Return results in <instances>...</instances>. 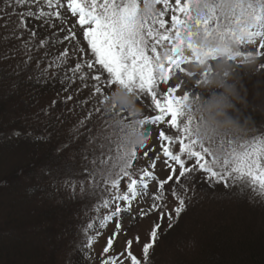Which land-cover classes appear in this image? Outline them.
<instances>
[{
  "label": "snow or ice",
  "instance_id": "snow-or-ice-1",
  "mask_svg": "<svg viewBox=\"0 0 264 264\" xmlns=\"http://www.w3.org/2000/svg\"><path fill=\"white\" fill-rule=\"evenodd\" d=\"M149 3L155 10L142 16L141 10ZM0 4V20L17 17L15 28L4 39H21L25 30L29 32L28 40L21 45L27 57L23 61L25 70L36 73L38 82L55 78L61 70V83H71L79 76L87 88L91 80L90 98L99 97L80 122L84 126L90 121L87 147L81 152V159L87 163L77 169L64 162L65 171L80 177V191H87L94 201L95 215L83 227L80 245L89 258L93 244L114 223L100 264H150V250L159 239L162 222L171 228L173 219L185 210L189 185L197 174L210 185L238 186L241 192L251 189L264 197V130L252 129L251 136L224 133L207 142L195 134L203 122V116H197L200 91L195 90L213 75V62L220 58L221 47L235 69L251 65L254 71L264 70V60L260 59L264 58V0H232L229 11L221 7L222 0H0ZM69 13L78 19L63 38L53 32L55 39L40 38L35 50L75 41L72 50L80 59L74 67L67 66V48L51 59L48 51L34 55L30 45L38 32L30 28L29 18L41 20V27L54 28L52 18L66 22ZM2 26L8 27L7 22ZM77 27L87 42L84 47L77 40ZM60 31L65 29L61 27ZM201 40L215 42V46H202ZM89 50L91 54L84 59ZM34 59L35 68H30ZM193 67L203 70L193 71ZM178 73L190 78L191 85ZM116 88H124L150 108V113H137L138 123L134 124L133 114L113 103L109 114L105 105ZM149 97L150 105L144 104ZM66 99L71 101L73 97L68 95ZM161 122L169 126L159 131L169 170L164 179L154 172L156 163L151 158L147 166L134 165L140 157L131 140L135 136V143L143 144L149 135L146 126ZM143 156L148 157V152ZM156 159H160L159 154ZM76 183L72 182L73 189ZM153 183L156 191L149 193ZM145 196L152 201L150 206L138 208L133 219L143 220L153 214L155 219L149 240L142 244V257L131 251L134 243H140L138 235L126 241V248L118 256L107 255L114 239L122 234L123 215H131L134 203L138 205Z\"/></svg>",
  "mask_w": 264,
  "mask_h": 264
},
{
  "label": "rangeland",
  "instance_id": "rangeland-1",
  "mask_svg": "<svg viewBox=\"0 0 264 264\" xmlns=\"http://www.w3.org/2000/svg\"><path fill=\"white\" fill-rule=\"evenodd\" d=\"M0 6H2V4H0ZM160 8H162V5L157 6V10H160ZM77 19L78 18L71 17L69 13L66 14V22H62L60 20H57L56 18H52V20L55 22L54 28L49 29V27L46 26L47 29L45 30H41V29L40 30L34 29V30H36L38 34H42L41 37L39 38L47 37L49 39H55V36L51 35V33L54 32L56 36H59L62 39L63 36L67 33V29L72 27V25L75 24ZM166 19H170V17H166ZM16 21H17L16 16H12L10 21H8L7 18H5L4 20H0V76L7 75L11 77L14 76V74H16L20 68L25 69L23 61L27 59V57L23 55L24 49L22 48L21 45L23 41L28 40L29 32L25 30L21 39H16V38L4 39V37L10 35L12 29L15 28ZM6 22L8 24V27H3L2 25H4ZM61 27H63L65 31L63 32L60 31ZM76 31H77V40L80 41V46L84 47L87 42L83 40L82 35H80L78 27ZM39 38L37 39L35 38L31 41L30 47L32 48L34 55H43V53L46 50V49H40L39 52H36L35 45L38 44ZM74 43L75 41H65L63 43H57L54 47H51V50L48 52L49 58H51L52 54L54 56H57L60 52H62L65 48H67L69 55V62L67 66L74 67L75 62L78 59H80V57H77L73 53L72 46ZM90 54L91 53L89 50L88 53L83 56V58L87 59V56ZM260 59L264 60V58H260ZM35 64L36 61L34 59L33 62L31 63V67L35 68ZM239 69L240 70L236 71L235 79H236V88L239 93V97L241 98L236 103V110L239 109L238 114L240 115L242 122H246V131L243 135L251 136L253 134V132L251 131L252 129H256L257 131H261L262 129L260 127L259 121H255V119L252 118L249 111H247L248 113L245 115L243 113V109L247 110L248 108H250V111L251 109L252 110L259 109L260 112L263 113L262 116H264V103L260 101L259 99L260 97L258 94V91L264 89V70L254 71L253 73L252 72L253 66L251 65L246 67H241ZM192 70L195 71V68H192ZM59 73L57 74V76L59 75ZM92 74H97V73L93 72ZM106 75L107 74L105 73V76ZM178 75L180 76L181 79L188 80L189 86L191 85L192 81L190 78L186 77L183 74L178 73ZM14 81L15 78L14 80L13 79L0 80V94H2V97H4V93L9 92L10 95V93L13 92ZM87 83L89 84V87L85 88L83 82H81L79 76H77L73 85L75 89L80 90V92H75L71 94V96L73 97L71 101H68L66 99V97L68 96L67 94H62L64 92V89L60 85L53 86L49 90L48 88L50 86L41 87L38 90L33 89L32 87L29 86L22 88L21 96L19 94V96H15L11 100L12 103L10 105V108L13 114L6 113L4 115L3 114L0 115L1 116L0 118H2L0 119L1 120L0 124L3 127V130L5 128L9 130L6 131L8 132L6 133V135L0 134V146L2 147V144L4 143L3 140H7L8 141L7 146L13 147V144L15 145L14 140H16L18 137L16 135H13V133L17 131V128L19 126L28 128V126L32 125L34 129L35 126L36 125L38 126V123H40L39 120H41L39 117L37 118L39 108L43 109L42 111H45L47 113L49 108L54 107L53 101H56L58 105L65 104L64 107H62L61 111L64 108H66L65 112L63 113V116L66 117L67 119L66 122L63 120V122L60 123L59 125L60 132L57 138L62 143L60 142L61 145L59 147L56 146V148L60 150L61 148L65 149L66 148L65 145L68 146V144L71 141L77 139L78 136L82 134L81 132L82 130H84L85 132V127L81 126L80 122L85 119L87 112L91 108L95 99L99 98V97L90 98V94L92 92L91 84L93 82L89 80L87 81ZM33 90H35V92H33ZM195 91H200V89H196ZM31 94L32 97H34L33 100L32 97H30ZM83 100H87L88 103L83 104L82 110L81 112H79L76 109L79 106L78 104L80 103L81 105V101ZM253 102L256 104L254 108L252 107ZM136 103L143 114L150 113L151 111L150 108L144 107L139 101H136ZM150 103H151L150 97L144 99V104L150 105ZM87 123H90V121H87ZM18 133H21V131ZM84 142H87V139H85ZM31 150L32 149L29 147V149L26 151L24 144L18 147V149L14 147V149H8L7 151L0 150L1 152L0 180L4 176L8 175V173L11 172L13 168L17 167V165L19 166L20 164L24 163V161L27 160L25 158L26 154L32 152ZM139 162L141 161L138 160L135 166H140V167L147 166L146 164L139 165L138 164ZM164 167L165 166H163V164H160L158 173L159 171L163 173V171H165ZM41 168L45 170V167H41ZM165 176H166V172L162 179H164ZM73 178H77L75 189L73 190L71 189L73 188L72 183L66 186L65 185L61 186V191L64 192L63 195L64 202L68 206L69 211L74 214L72 220L70 218L71 222L69 223L71 226L65 229L63 228L60 229L61 224H63L61 222L60 224L55 226L54 231L52 230V228L50 229L53 231L52 233L43 234L45 237L49 239L48 244L49 243L52 244L50 251L56 252V256H55L56 264H72V261H74L75 258L77 259L76 255L78 256V254L75 250L77 243L79 241L80 243L83 241L84 233L82 229L89 222V218L95 215V213L92 211V205L94 203L93 199L88 195V193L84 194L80 191V184L78 182L79 181L78 178L80 177L75 176ZM24 180L27 179L22 178L23 185H21L19 189L17 188L15 193L12 191L11 193L4 192L3 194L4 196L0 199V206L5 207V205H8L10 201L13 202L16 199H19L20 196L23 195L22 193L24 190L30 189V187L26 184L27 182H25ZM194 180L196 181L199 180L201 186L205 185L204 181L200 182V179L196 177L193 179V181ZM193 181L189 185V191L187 193V200H186V206L189 204L190 209L185 208L184 211L187 212H185L180 217V223H183L185 221V226L183 231L180 233V231L178 232L176 230H173V233H171L169 229H166L167 223L162 222V232L159 236L157 243L154 245V248L150 250V264H179L178 261L180 259H183L181 263L183 261L184 262L188 261L191 259V255L194 254L196 258L197 255L199 254V250H198L199 247L198 241H200L199 238L201 237V234H203L204 231L207 230V228H210L208 226L210 223L212 224L213 222L215 223L224 222L225 224H230L234 219H237V216L239 217L242 216L245 219V221H247L246 219L254 220L258 224L259 221H261L263 216H261L260 209L253 211V213L248 212L250 205L244 203L247 202V200H249L250 197L261 198L260 195L254 194L251 189H245L243 192H241L240 187L238 186L231 187L230 189L231 195H233L234 198L228 195V193L226 192V188L225 190H223L222 188L215 190L212 187L208 191L203 189V195H202L200 190H198L197 187L194 186ZM199 183L197 185L201 187ZM53 194L54 195L52 197V200L49 201V204L53 205L54 207L55 206L54 204H59V202L63 201V198L61 200L60 199L61 196L58 193H53ZM74 195L75 196L77 195L76 200ZM49 204L47 205L46 208L51 209ZM169 207L171 208L172 204H170ZM144 208L146 209V207ZM3 210L4 209H0V216H1L0 220L5 216ZM129 216L130 215L128 214L123 215L121 222L125 228L122 229V234H120L117 238L114 239L113 248L110 250V252L107 255H112V256L119 255L126 248V241L128 239H133L138 235L140 237V243L139 244L134 243L131 248V251L135 255H137L138 258L142 257V244L149 240V232L151 227L153 226L152 221L155 219V214L143 220H140L138 218L133 219V217L129 218ZM127 218H129L128 222H127ZM67 223L68 221H66L64 225L66 226ZM109 225H111L110 228H108L110 231H108L107 228L103 230L102 234L99 236L97 241L92 246V250L90 254L91 264H100V255L102 253V250L105 246H107V240L111 236L112 231H114V223H110ZM177 232L179 233L178 235ZM47 238H45V240H47ZM176 253L179 254L175 255ZM82 262L83 264L86 263L85 261H83V259Z\"/></svg>",
  "mask_w": 264,
  "mask_h": 264
},
{
  "label": "trees",
  "instance_id": "trees-1",
  "mask_svg": "<svg viewBox=\"0 0 264 264\" xmlns=\"http://www.w3.org/2000/svg\"><path fill=\"white\" fill-rule=\"evenodd\" d=\"M29 24L32 30L47 29L45 26L41 27L42 23L40 20L39 24L34 21H30ZM41 35L42 34H38L36 39L41 37ZM50 50L51 48H48L45 51L49 52ZM53 57L55 56L52 54L51 58ZM30 68L32 67L30 66ZM237 70L240 69L236 68V71ZM252 72L254 73V70ZM63 75L64 72L61 70L59 75L53 78L54 81L53 79H41L38 82L36 73L31 72L30 69L25 70L20 68L14 76H0V80H14L15 78L13 82V92H11L10 95L9 92L4 93V97L0 94V115L6 113L13 114L10 108L12 103L11 100L13 97L19 96V94L21 96V89L26 86L36 90L41 87L50 86L48 88L49 90L53 86L60 85L64 89L62 94L71 95L75 92H80V90L75 89L73 85L75 80L71 83L68 81L61 83V77ZM68 75L71 76L72 74L69 72ZM65 89H67V91H65ZM33 92H35V90H33ZM258 94L260 101L264 103V89L258 91ZM30 97H32V94ZM33 99L34 97H32V100ZM64 105L65 104L58 105V103H55L54 107L49 108L47 113L39 108L37 118L39 117L41 120H39L40 123H38V126L36 125L37 127L35 126L33 129L32 125L28 126V128L19 126L15 133L20 131L21 133L17 139L14 140L15 145L13 144V147H8V141L3 140L4 143L2 147L0 146V150L2 151L14 149V147L18 149V147L23 144L26 151L29 147L32 149V152L26 154L25 158L27 160H25L24 163L19 166L17 165V167L9 172L10 174L8 173V175L0 180V199L4 196V192L11 193L12 191L15 193L16 189H19V187L23 185L22 178L27 179L24 181L27 182L26 184L30 187V189L23 191V195H21L19 199H14L15 201L13 202L10 201L5 207L0 206V209H4L3 211L5 213V216L0 220V264H56V252L50 251L52 244H48L49 239L43 234L52 233L55 226L61 222L63 224H61L60 229L71 226L69 222H71L70 218L72 220L74 214L69 211L68 206L64 202V192L61 191V186L71 184L74 180L76 181L77 178H73L75 177L74 174L65 171L64 162L67 161L77 169L86 163V161L81 159V152L83 148L87 147V142H84V140L87 139L86 133L90 126V123L86 122L84 125L85 132L82 130V134L79 135L77 139L71 141L65 149L61 148L58 152L56 146L59 147L62 143L57 138L60 132L59 125L63 120L65 122L67 121L66 117L63 116L66 108L61 111ZM78 105L79 109L77 108L76 110L81 112L83 104L81 103L80 105L79 103ZM255 105L256 104L253 102L252 107L254 108ZM247 111H249L255 121H259L260 127L263 129V113H261L259 109H251V111L250 108L247 110L243 109L245 115L248 113ZM93 119H95V117ZM6 131L9 130H7V128L3 130L1 125L0 134L6 135V133H8ZM41 167H45V170ZM197 181L194 180L193 184L200 190L202 195L203 189L208 191L211 188V186L207 184L201 186L199 180ZM198 183L202 188L197 185ZM85 187L87 188V186ZM71 189L73 190V188ZM53 193L60 194L61 200L63 198V201L59 202V204H54V207L49 204V201L52 200L54 195ZM85 193H87V191H85L84 194ZM227 193L234 198V196L231 195V190L227 191ZM74 197L76 200L77 195H74ZM244 203L247 204V202ZM48 204L51 209L46 208ZM249 205L252 207L249 206L248 212L253 213L255 208H257V204ZM262 216L259 224L251 219H246L247 221H245L242 216H237V219H234L230 224H225L224 222L210 223L208 225L210 228H207L199 238V254L197 257L195 258L194 254L191 255L190 260L181 263L183 259H180L178 263L264 264V213ZM66 221H68V223L65 226L64 223H66ZM184 226L185 221L183 223H178V225L170 231L173 233V230H176L181 233ZM51 228L53 231L50 230ZM178 232L177 235L179 234ZM45 238H47V240H45ZM79 249H81V247ZM178 254L176 253L175 255ZM76 257L77 259L75 258L72 264H83L82 257L79 254L78 256L76 255Z\"/></svg>",
  "mask_w": 264,
  "mask_h": 264
},
{
  "label": "clouds",
  "instance_id": "clouds-1",
  "mask_svg": "<svg viewBox=\"0 0 264 264\" xmlns=\"http://www.w3.org/2000/svg\"><path fill=\"white\" fill-rule=\"evenodd\" d=\"M232 0H222L221 7L225 11L232 8ZM155 10V5L149 3L141 10V15H146ZM202 46H215V42L199 41ZM233 50H235L234 46ZM202 67L195 68V71H202ZM227 73V75H225ZM236 69L230 65L225 58L221 47L220 58L213 63V75L208 79L206 85L200 89V101L197 116H203V122L196 130V136L207 142L214 137L228 133L231 135H243L246 131V122H242L236 110V103L239 101V93L236 88ZM113 103L117 108H126L132 113L133 123H138L137 113L141 110L136 103V98L129 94L124 88H116L105 105L109 114L112 111ZM197 106L194 105V108ZM135 149L143 144L135 143V136L131 137Z\"/></svg>",
  "mask_w": 264,
  "mask_h": 264
}]
</instances>
